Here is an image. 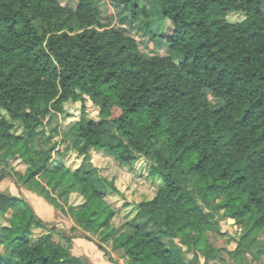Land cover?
Instances as JSON below:
<instances>
[{
    "label": "trees",
    "instance_id": "trees-1",
    "mask_svg": "<svg viewBox=\"0 0 264 264\" xmlns=\"http://www.w3.org/2000/svg\"><path fill=\"white\" fill-rule=\"evenodd\" d=\"M142 1L0 0V178L74 222L46 224L25 197L0 191V264H86L72 252L81 237L115 264L111 252L126 264L217 263L209 234L223 232L225 217L245 229L229 251L235 264H256L264 252V0H149L151 10ZM103 2L117 24L105 21ZM143 18L167 54L143 52L125 27ZM69 101L82 103L77 137L61 150L41 133ZM92 149L127 165L145 157L159 182L120 226L108 194L122 191L99 187L87 164L64 162L71 150L85 158ZM11 159L25 169H8ZM74 193L81 202H69ZM34 228L45 232L33 239Z\"/></svg>",
    "mask_w": 264,
    "mask_h": 264
},
{
    "label": "rangeland",
    "instance_id": "rangeland-1",
    "mask_svg": "<svg viewBox=\"0 0 264 264\" xmlns=\"http://www.w3.org/2000/svg\"><path fill=\"white\" fill-rule=\"evenodd\" d=\"M63 5L76 7L78 0H60ZM142 3L149 9H156L158 6L149 0H143ZM103 17L105 21L113 24L118 23L116 18V10L110 3L103 2L100 5ZM126 13V12H125ZM242 14L231 13L229 15L230 20L241 19ZM145 19L141 21L131 22L126 20L125 27L129 30L132 36H134L138 42L139 47L143 52L149 54H167V46L164 44L154 43L148 34L144 33L143 27ZM169 24V22H168ZM216 104L214 99H211ZM81 102L69 101L64 104L65 112L55 114L56 116L51 118L49 127H45L41 133L43 142L56 143L61 150L66 149L72 141L77 137L75 122L78 120L81 111ZM86 106L88 113L91 117L98 120L99 111L98 107L89 99L86 98ZM64 162L73 167H78L82 163L87 164L88 167L94 169L98 178V186L107 188L106 183H116L123 194L110 193L108 200L119 209L117 216L114 219V224L120 226L133 217L134 204L141 200L151 198L154 196L158 188V180L151 177L149 174L150 162L145 157H141L133 164L127 165L119 163L112 155L102 150H91V153L87 157L79 156L75 151L71 150L63 157ZM15 167L18 170H24L25 164L19 160H10V166ZM2 169V166H0ZM1 173V170H0ZM0 191L8 195H22L29 200L36 214L43 219L46 224L56 225L60 228L71 227L73 221L71 217L63 211L62 207H54L49 201L43 197H40L39 193L35 190L22 189L19 190L11 177L0 178ZM81 197L77 194H72L69 202L77 204L81 202ZM127 203H130L127 206ZM12 211L7 214L10 216ZM222 214V212H221ZM3 223H7V219L2 220ZM222 233L215 234L210 233V241L218 248L220 252L217 256V263L210 262L209 264H220L226 262L228 264H235L229 251L234 250L237 246L241 235L244 234L245 229L241 224L235 222L231 217H225L221 221ZM43 232L44 228H34L33 239H37ZM259 240L264 242V235L259 236ZM97 238V236H95ZM166 242L169 246L177 249L184 250L187 257H192V252L187 250L186 246H182L178 239L166 238ZM110 249V244H105ZM72 252L84 259L86 264H93L99 262V264H115L112 261H108L104 252L101 251L98 246L93 242L83 237L76 238L73 241ZM110 256L118 261L120 264H126V260L121 257L119 252H111ZM250 260L251 255L247 256ZM201 262H204V258L201 257ZM256 264H264V252L261 253V257L256 261Z\"/></svg>",
    "mask_w": 264,
    "mask_h": 264
},
{
    "label": "crops",
    "instance_id": "crops-1",
    "mask_svg": "<svg viewBox=\"0 0 264 264\" xmlns=\"http://www.w3.org/2000/svg\"><path fill=\"white\" fill-rule=\"evenodd\" d=\"M167 50H168V49H167ZM167 53H168V51H167ZM55 116H56V115L54 114L53 117H55ZM37 146H38V148H42L41 145L38 144V143H37ZM94 150H95V149H94ZM78 166H79V165H78ZM115 185H116V183H115ZM116 186H117V185H116ZM117 187H118V186H117ZM118 189H119V187H118ZM120 191H121V190H120ZM111 194H112V193H111ZM109 195H110V194H108V196H109ZM40 197H42V196H40ZM141 201H142V200H141ZM139 202H140V201H139ZM260 235H264V230L260 232L259 236H260ZM259 238H260V237H259ZM93 264H99V262H94Z\"/></svg>",
    "mask_w": 264,
    "mask_h": 264
}]
</instances>
